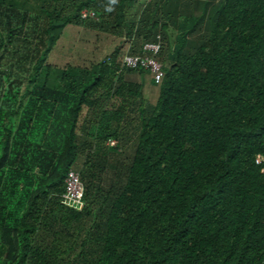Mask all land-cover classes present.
Wrapping results in <instances>:
<instances>
[{
	"label": "trees",
	"instance_id": "16d2710c",
	"mask_svg": "<svg viewBox=\"0 0 264 264\" xmlns=\"http://www.w3.org/2000/svg\"><path fill=\"white\" fill-rule=\"evenodd\" d=\"M263 139L264 0H0V264H264Z\"/></svg>",
	"mask_w": 264,
	"mask_h": 264
},
{
	"label": "built area",
	"instance_id": "2783aa9c",
	"mask_svg": "<svg viewBox=\"0 0 264 264\" xmlns=\"http://www.w3.org/2000/svg\"><path fill=\"white\" fill-rule=\"evenodd\" d=\"M81 17H94L92 12L82 11ZM161 50V38L157 36L155 42H147L141 46L140 53L125 55L122 59V68L131 70H143L147 72L155 85H159L164 77L161 63L158 60ZM107 145L115 146V141H108ZM264 145V139H263ZM264 160V156L262 158ZM65 190L60 197V203L69 209L80 211L84 206V186L77 171L71 169L64 179ZM264 229V222H263Z\"/></svg>",
	"mask_w": 264,
	"mask_h": 264
},
{
	"label": "rangeland",
	"instance_id": "374dc122",
	"mask_svg": "<svg viewBox=\"0 0 264 264\" xmlns=\"http://www.w3.org/2000/svg\"><path fill=\"white\" fill-rule=\"evenodd\" d=\"M79 38L81 37L77 36V33L75 31L66 32V34L63 36L61 43H59L58 46H61L62 44H67V52L60 51L61 49L59 50L57 48V50L54 53L49 54L48 63L58 66L60 68L65 66L66 63L70 61L72 52L78 50L77 46H79L80 43V40L78 41ZM143 95L147 101H149L151 104H154L158 96V88L153 84H148L147 82V86L145 84V87L143 89Z\"/></svg>",
	"mask_w": 264,
	"mask_h": 264
},
{
	"label": "crops",
	"instance_id": "0c3cea01",
	"mask_svg": "<svg viewBox=\"0 0 264 264\" xmlns=\"http://www.w3.org/2000/svg\"><path fill=\"white\" fill-rule=\"evenodd\" d=\"M148 82V84H152L151 83V77H150V75L148 74V73H145L144 75H143V82H144V87H145V84H146V86H147V82ZM146 82V83H145Z\"/></svg>",
	"mask_w": 264,
	"mask_h": 264
}]
</instances>
